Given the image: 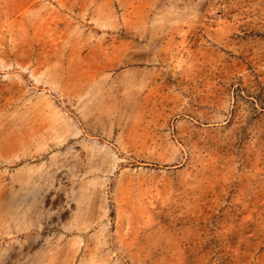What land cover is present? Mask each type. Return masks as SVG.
<instances>
[{
	"label": "rangeland",
	"instance_id": "374dc122",
	"mask_svg": "<svg viewBox=\"0 0 264 264\" xmlns=\"http://www.w3.org/2000/svg\"><path fill=\"white\" fill-rule=\"evenodd\" d=\"M0 264H264V0H0Z\"/></svg>",
	"mask_w": 264,
	"mask_h": 264
}]
</instances>
